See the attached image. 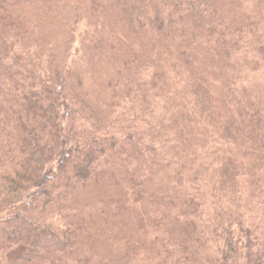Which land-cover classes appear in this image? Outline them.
<instances>
[{
  "label": "trees",
  "instance_id": "1",
  "mask_svg": "<svg viewBox=\"0 0 264 264\" xmlns=\"http://www.w3.org/2000/svg\"><path fill=\"white\" fill-rule=\"evenodd\" d=\"M0 264H264V0H0Z\"/></svg>",
  "mask_w": 264,
  "mask_h": 264
},
{
  "label": "rangeland",
  "instance_id": "2",
  "mask_svg": "<svg viewBox=\"0 0 264 264\" xmlns=\"http://www.w3.org/2000/svg\"><path fill=\"white\" fill-rule=\"evenodd\" d=\"M154 56L157 57V58H161V55L159 54V51L157 52V51L154 50ZM91 65L92 64H89V67H91ZM96 77L97 76H95V78ZM84 80L86 82V85L92 88V74L88 70H87V72H86V74L84 76Z\"/></svg>",
  "mask_w": 264,
  "mask_h": 264
}]
</instances>
